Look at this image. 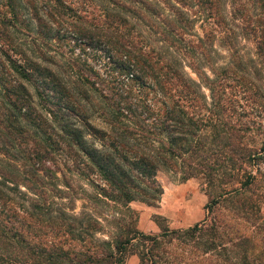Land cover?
Returning <instances> with one entry per match:
<instances>
[{"label":"trees","instance_id":"trees-1","mask_svg":"<svg viewBox=\"0 0 264 264\" xmlns=\"http://www.w3.org/2000/svg\"><path fill=\"white\" fill-rule=\"evenodd\" d=\"M220 5L0 0V264H170L118 217L158 172L214 188L180 264H264V0Z\"/></svg>","mask_w":264,"mask_h":264},{"label":"rangeland","instance_id":"rangeland-1","mask_svg":"<svg viewBox=\"0 0 264 264\" xmlns=\"http://www.w3.org/2000/svg\"><path fill=\"white\" fill-rule=\"evenodd\" d=\"M244 1V0H242ZM221 5L218 7V14H222L224 17H230V11L233 7L238 5V0H220ZM247 7L245 12L250 8L249 3L246 2ZM238 20L233 23L237 24ZM201 24H206V20L203 15H200V19L197 21L194 33L197 35H202ZM234 27V24H232ZM222 33L218 32V36ZM217 36V37H218ZM216 37V38H217ZM238 47L241 49V53L245 56L250 57L252 55V46L249 41L243 38L237 39ZM217 44V39H215V46ZM223 58L220 59L221 62L226 61L228 53L224 49H220ZM225 57V58H224ZM97 182H102L99 177L92 176ZM156 179L162 187V194L159 201L155 205H148L142 201H132L130 207L133 209L134 213L130 217L128 214H118L121 222L125 224H133L137 230L147 235H156L159 239L164 236V240L171 235L173 236L169 242L163 243L160 246V250L164 251L166 260L170 264H180L185 262L183 256H187V253L192 246L189 245L188 241L183 239L182 235L175 237L170 234V231L182 230L193 226L196 223L203 222L209 214V209L206 208V204L209 201V197L213 192L214 188L207 184L206 180L201 176L192 177L184 181L171 180L164 173L158 172ZM75 184L81 183L87 187V181L85 179L73 176ZM84 200L79 199L76 201L77 212L82 210V204ZM89 210V209H88ZM91 211V210H90ZM262 214L264 215V204L262 205ZM87 212V211H86ZM167 233L169 236L162 235ZM107 232L98 231L95 236L98 238H105ZM172 240V241H171ZM164 246V247H163ZM79 247V246H78ZM138 248L139 246H135ZM132 249L134 247L132 246ZM140 249V248H139ZM140 256L137 252H131L126 255L124 264H140ZM174 262V263H173Z\"/></svg>","mask_w":264,"mask_h":264}]
</instances>
